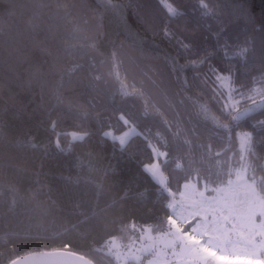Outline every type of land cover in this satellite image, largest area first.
Listing matches in <instances>:
<instances>
[{
    "label": "trees",
    "instance_id": "obj_1",
    "mask_svg": "<svg viewBox=\"0 0 264 264\" xmlns=\"http://www.w3.org/2000/svg\"><path fill=\"white\" fill-rule=\"evenodd\" d=\"M105 1L0 0V264L54 248L118 264L107 242L164 227L185 181H229L239 131L264 197V106L234 118L264 98V0ZM122 116L140 132L121 147L104 132Z\"/></svg>",
    "mask_w": 264,
    "mask_h": 264
},
{
    "label": "rangeland",
    "instance_id": "obj_2",
    "mask_svg": "<svg viewBox=\"0 0 264 264\" xmlns=\"http://www.w3.org/2000/svg\"><path fill=\"white\" fill-rule=\"evenodd\" d=\"M221 86L227 93V104L234 108L240 98H235L227 77H221ZM262 106L264 98L237 110L234 118L238 120ZM206 116L213 115L206 112ZM139 132L129 123L120 132L109 129L104 135L122 147ZM68 136L79 140L86 133L70 130ZM238 136L243 161L229 181L219 186L193 178L185 181L179 193L171 197L172 214L164 227L133 223L123 236L107 242L106 251L118 264H264V197L249 175L251 134L239 131ZM151 147L153 159L144 169L169 191L163 170L165 151L154 144Z\"/></svg>",
    "mask_w": 264,
    "mask_h": 264
},
{
    "label": "water",
    "instance_id": "obj_3",
    "mask_svg": "<svg viewBox=\"0 0 264 264\" xmlns=\"http://www.w3.org/2000/svg\"><path fill=\"white\" fill-rule=\"evenodd\" d=\"M6 264H96V262L79 252L67 248H54L30 251Z\"/></svg>",
    "mask_w": 264,
    "mask_h": 264
}]
</instances>
